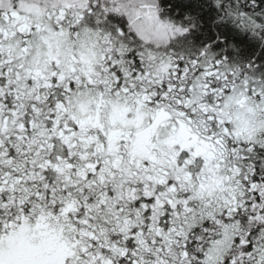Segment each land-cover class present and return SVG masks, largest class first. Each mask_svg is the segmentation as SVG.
<instances>
[{
	"label": "snow or ice",
	"instance_id": "6c2138e0",
	"mask_svg": "<svg viewBox=\"0 0 264 264\" xmlns=\"http://www.w3.org/2000/svg\"><path fill=\"white\" fill-rule=\"evenodd\" d=\"M164 2L0 0V264H169L166 256L172 264H264V119L257 120L264 116V0H167L181 16L191 12L198 17L199 30L162 13ZM82 34L103 45L99 72L95 67L78 70L75 65L82 61L76 56L66 68L58 57L52 59L50 74L33 69L36 57L51 48L52 37L71 44ZM129 37H154L165 49L158 53L134 46ZM157 61L154 70L151 62ZM88 87L101 96L104 88L116 96L138 95L161 119L174 100L178 116L186 117L176 121L180 133L170 141L179 144L171 160L175 174L149 172L151 188L144 181H126L147 228L108 233L93 223V211L115 196L99 160H88L82 202L55 198L50 173L61 171L59 161H71L77 137L88 139L80 135L84 121L64 119L62 113ZM24 94L33 97L27 110L21 104ZM42 109L48 141L34 145ZM197 116L205 129L202 136L189 126ZM102 135L111 149L112 137ZM128 139L133 155L147 157L141 163L148 169L154 159L148 151L151 134L145 130ZM95 140L103 149L105 140L99 135ZM57 142L66 155L53 159ZM90 146L95 155V141ZM42 152L48 157L39 158ZM29 154L33 159L27 161ZM210 156L219 173L213 186L193 180L196 162H202L195 172L200 177ZM21 157L29 165L24 173L16 167ZM67 166L73 167L71 162ZM97 182L102 190L87 196L86 188ZM63 195L71 197L68 186ZM42 201L50 203L53 214L81 226L71 238L42 222L43 212L37 214ZM115 211L124 208L116 205ZM145 231H154L151 240L141 239Z\"/></svg>",
	"mask_w": 264,
	"mask_h": 264
},
{
	"label": "clouds",
	"instance_id": "9594fccd",
	"mask_svg": "<svg viewBox=\"0 0 264 264\" xmlns=\"http://www.w3.org/2000/svg\"><path fill=\"white\" fill-rule=\"evenodd\" d=\"M102 3H107V0H101ZM173 9V4L168 3L165 0L161 4V12L167 16H170L178 24H185L190 28L199 30L202 27V22L198 17L194 16L191 12H185L183 16L180 15V8ZM113 39H118L113 37ZM129 42L134 46L138 45L142 48H149L155 52H163L165 45L159 43L154 37L148 41H141L136 37H129ZM103 45L97 41L93 35L82 34L79 38L74 39L69 44L62 37H52L51 48L45 47L42 50V54L36 57L35 63L32 65L33 69H39L41 74L45 72L50 74L55 65L51 63L52 59L58 57L61 61V67H67L73 63L72 57L76 56L78 60L82 61L75 66L78 70L91 72L95 67L97 72L101 68V64L98 58V54L101 51ZM96 54H93V53ZM146 63H150L146 60ZM153 68L155 70V63ZM95 79H100L101 75L93 73ZM104 95L101 96L100 92L93 87H88L83 91L75 94L71 103L68 106V111L62 113L64 119H70L75 116L77 119L84 121V128L80 135H85L88 139L81 142L77 137V146L73 148V157L71 161L62 160L59 161L61 171L59 173H50V179L54 177V183L51 185L56 189L55 198L65 200H76L82 202L84 196L80 192V188L87 184L82 179L84 173L89 169L86 167L88 160L93 162L99 160L103 162L105 169V175L108 177L107 186L110 190L114 191L115 196L113 199H109L107 204L99 210H94L92 215L95 217L93 223L99 229L100 227H106L108 233L112 231H120L121 229L127 230L133 227L141 226L147 228L146 221L143 217V213H137L134 205L130 200L128 189V183L135 184L137 181H144L149 184V187H153L151 182L147 180L149 172L153 176H162L164 169H168L169 176H173L174 170L171 167V160L175 154V149L179 147L178 143H171L173 138L179 136L180 125L176 123L178 119L186 120V117H179L177 113V105L174 100H171L166 108L168 116L160 118L159 112L156 108L150 107L143 103L142 97L134 94H121L116 96L111 94L107 88L103 89ZM33 100L32 94H24L21 96V104L23 109L27 110ZM47 115L46 109H42V115L38 118L39 122L36 129L33 132L34 145L41 143H47L48 131L43 120V116ZM264 119V116H257V120ZM175 124V127L173 125ZM194 134L204 135L205 129L200 122V117L194 118L193 122L189 125ZM147 130L151 134V143L148 146V151L152 154L154 159L149 162L148 169H145L141 161H147V157L141 153H135L133 155L131 149V141L128 139L132 137L135 139L137 133H144ZM102 132H107L112 137V147L109 148L106 138L102 135ZM99 135L101 140H105V146L103 149L99 148V141H96V136ZM191 139V137H188ZM95 141L96 149L95 155H92L93 149L90 146L91 142ZM169 141V142H166ZM119 145V151L116 149V145ZM155 145L154 147L152 145ZM207 151L212 153V149L208 148ZM218 151V150H217ZM80 153H84L88 159H81ZM56 155H66L65 147L62 143L57 142L55 150L52 152L53 159ZM227 155V154H225ZM48 153L42 152L40 154L41 159L47 158ZM33 159V156L29 154L27 161ZM25 158L21 157L16 162V167L20 173H24L28 170L29 165ZM71 162L73 167L69 168L67 165ZM201 161H197L193 168L194 176L193 180L197 183L200 179L204 180V183L209 186L215 184V180L218 178L219 173L214 171L216 160L209 157V166L205 169L204 173L200 177L195 175V172L200 167ZM118 165L114 167L113 165ZM115 172L113 177L110 173ZM75 185L73 188L72 186ZM68 186L71 190V197L63 195V187ZM104 185L97 182L94 186H88L85 194L89 197H95L99 193ZM43 208H38L37 214L43 212L45 219L43 223H47L50 227L62 231L66 238H71L76 230L81 226L76 221L63 215L53 214L50 209L51 205L48 202H43ZM119 205L124 208L122 213L115 211V206ZM119 217V219H117ZM105 219L108 223L105 225ZM154 223V222H153ZM154 236V231H145L141 239L151 240ZM169 260V264H172L171 257L166 256Z\"/></svg>",
	"mask_w": 264,
	"mask_h": 264
}]
</instances>
